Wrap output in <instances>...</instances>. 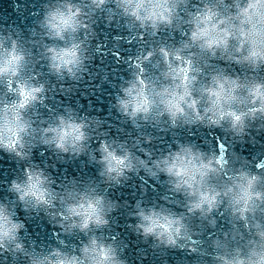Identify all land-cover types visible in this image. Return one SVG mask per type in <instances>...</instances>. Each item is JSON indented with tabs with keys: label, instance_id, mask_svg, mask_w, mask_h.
I'll return each instance as SVG.
<instances>
[{
	"label": "clouds",
	"instance_id": "1",
	"mask_svg": "<svg viewBox=\"0 0 264 264\" xmlns=\"http://www.w3.org/2000/svg\"><path fill=\"white\" fill-rule=\"evenodd\" d=\"M42 7L28 39L15 29L0 31V150L27 162L8 184L15 203L0 200V252L25 264H128L115 237L104 232L117 202L93 180L57 185L31 160L39 144L61 158L87 154L105 185H120L138 170L163 174L169 190L183 197L181 210L137 200L129 213L135 219L129 227L156 247L192 241L188 247L205 254V264H264V158L254 157V167L243 157L233 164L235 154L219 138L208 150L177 140L175 148L154 154L144 146L154 137L140 131L203 126L243 140L253 125L264 128V0H45ZM100 14L145 41L127 58L129 75L112 104L138 130L131 143L108 137L99 117L71 107L48 116L39 111L52 92L41 68L61 88L80 80ZM165 31L180 39H162ZM16 203L43 212L60 233L83 238L71 249L63 239L47 248L26 244ZM217 212L229 227L194 247L192 219L214 227Z\"/></svg>",
	"mask_w": 264,
	"mask_h": 264
},
{
	"label": "water",
	"instance_id": "2",
	"mask_svg": "<svg viewBox=\"0 0 264 264\" xmlns=\"http://www.w3.org/2000/svg\"><path fill=\"white\" fill-rule=\"evenodd\" d=\"M44 2L45 0H0V31L15 29L20 36L28 39L33 28L36 27L35 22L42 14ZM94 28L95 36L91 41L92 58L87 65L88 71L80 80L75 82L66 80L61 88L56 78L47 73L46 66L41 68L44 78L49 80L52 92L46 101L47 106H40L39 111L43 116H48L50 112L63 111L71 107L77 114L99 117L108 137L134 142L133 138L138 135V130L127 122L126 118H121L112 104L116 92L119 91V85L129 75L127 58L134 55L145 41L130 38V32L122 21L119 24L115 21L108 23L103 14L96 17ZM160 37L177 41L180 39V34L179 32L169 34L165 31ZM217 62L223 63V61ZM37 67L41 65L38 64ZM53 85L56 87L53 88ZM140 131L154 137L151 144L144 145L154 154L168 150L169 145L175 148L177 140L193 142L208 150L210 147L215 148L216 140L219 138L228 146L229 156L233 157L235 154L233 164L239 163L240 158L243 157L252 161L254 167L255 159L264 158V128H257L255 125L248 130L243 140L233 139L220 128L210 129L203 126H185L176 129H169L166 126L164 128L144 126ZM97 143L91 142V147H97ZM138 154L144 156L143 152ZM31 160L40 167H45L46 171L52 174L57 185L71 179L81 182L93 180L100 183L101 190L107 189L106 195L116 201L118 207L111 213L110 226L104 232L110 240L115 237V243L122 249V257L128 261V264H205V259H208L205 254L193 252L188 247V243H193L192 241L188 243L182 241L183 247H156L151 239L145 241L129 227L130 224L135 223V219L129 213L133 211L132 206L137 200L148 204L153 202L167 204L177 211L181 210L179 206L183 204V197L169 190L163 174L152 177L144 170H138L129 173V178L120 185H105L98 174L99 165L90 161L87 154L79 157L64 155L61 158L47 147L38 144L32 149ZM25 163L27 162H20L0 150V200L15 203L13 194L8 191V184L22 171ZM15 211L17 218L25 223L22 236L26 244L30 243L33 247L47 248L50 244L59 246V240L63 239L65 246L71 249L72 245L79 244L80 239L83 238L80 233L72 235L60 233L59 228L43 212L28 213L18 203ZM214 215L217 219L214 227L195 217L192 219L193 227L196 229L194 247H205L210 238L209 234L213 237L221 235L229 227L224 216L219 212ZM0 264H25V262L22 257L0 252Z\"/></svg>",
	"mask_w": 264,
	"mask_h": 264
},
{
	"label": "snow or ice",
	"instance_id": "3",
	"mask_svg": "<svg viewBox=\"0 0 264 264\" xmlns=\"http://www.w3.org/2000/svg\"><path fill=\"white\" fill-rule=\"evenodd\" d=\"M134 39H139V37H136V38H134Z\"/></svg>",
	"mask_w": 264,
	"mask_h": 264
}]
</instances>
